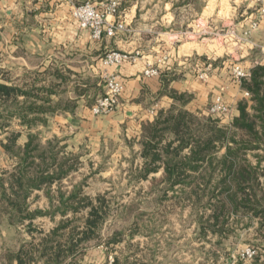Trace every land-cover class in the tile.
I'll return each mask as SVG.
<instances>
[{"label": "crops", "instance_id": "0c3cea01", "mask_svg": "<svg viewBox=\"0 0 264 264\" xmlns=\"http://www.w3.org/2000/svg\"><path fill=\"white\" fill-rule=\"evenodd\" d=\"M84 1L0 0V80L38 71L47 79L46 84H62V89H56L51 96L60 105L36 126L43 130L45 139H58L76 149L89 144L99 151L117 142L121 148L125 145V155L135 154V164L143 165V128L161 108L174 102L165 91L173 88L191 95L185 107L199 115L206 114L214 95L222 91L231 107L228 124L239 115L238 103L249 96L241 84L232 80L231 62L236 61L248 73L256 65H264V19L260 18L259 27L248 39H240L243 25H247L250 14L256 15V8L240 20L235 19L233 9L237 6L233 4L231 15L216 14L217 27L220 25L225 32L217 34L216 47L211 49L205 36L209 22L206 0L200 9L184 0H121L113 19L125 28L101 40L93 39L89 30L79 27L72 14L73 5ZM91 1L99 5L102 0ZM245 1H249L247 8L256 5L255 0ZM177 7L195 11L194 17L187 13L181 18ZM110 49L139 55L136 61L109 67L120 74L124 83L121 104L110 114L94 115L91 107L103 92L99 70ZM148 63L158 66V75H144ZM208 64L209 77L202 80L198 74ZM62 76L68 78L66 84ZM23 134L25 143L28 130L23 128ZM39 191L42 190L36 193ZM259 250V255L247 264H264V243ZM12 262L16 264V260ZM0 264H8V259L0 257Z\"/></svg>", "mask_w": 264, "mask_h": 264}, {"label": "trees", "instance_id": "16d2710c", "mask_svg": "<svg viewBox=\"0 0 264 264\" xmlns=\"http://www.w3.org/2000/svg\"><path fill=\"white\" fill-rule=\"evenodd\" d=\"M5 80H0V131L9 132L12 124L18 123L28 134L23 145H18L22 129L10 132L1 143L15 163L12 170L0 174V215L9 223H23L42 215V210L29 209V198L37 190H44L50 198L56 208L54 214L65 216L70 210L76 213L90 207L84 228L66 236L69 222L61 221L42 244L30 242L17 251L9 250L8 264H13L12 260L30 264L37 255L45 264L57 263L78 242L91 238L103 215L81 188L75 186L68 194L62 189L63 180L78 170V156L68 155L58 139L43 144L39 134L32 131L45 122V114L60 105L51 96L62 89V84H46L47 79L38 71ZM62 81L66 84L68 78L62 76ZM241 87L250 96L238 103L239 115L229 125L187 109L191 95L173 88L165 91L174 102L161 108L144 126V162L136 178L146 179L163 170L162 177L153 183L166 184L164 196L172 192V197L197 208L198 224L205 237L209 233L228 237L235 226H250L257 221L258 235L264 240V65H256L242 79ZM55 198L58 205H54ZM201 207L206 211L199 214ZM77 234L81 236L75 237ZM118 239L114 236L110 242Z\"/></svg>", "mask_w": 264, "mask_h": 264}, {"label": "rangeland", "instance_id": "374dc122", "mask_svg": "<svg viewBox=\"0 0 264 264\" xmlns=\"http://www.w3.org/2000/svg\"><path fill=\"white\" fill-rule=\"evenodd\" d=\"M206 1L209 22L205 36L211 49L216 47L217 34L225 32L220 25L217 27L216 14L231 15L233 4L237 6L233 9L235 19L240 20L249 15L253 8H257V5L247 8L249 1L245 0L236 3L231 0ZM192 4L200 9L204 2L193 0ZM177 12L181 18L187 13L188 17L195 15V11H185L183 7H177ZM228 60L231 62L230 58ZM233 62L235 61L231 63ZM103 67L104 64L99 75ZM201 115L208 116L205 113ZM227 120L219 119L222 125L230 122ZM19 129L23 128L18 123H13L9 132H0V174L12 170L15 163L4 151L1 143L10 132ZM32 131L39 134L43 144L47 143L42 129L35 126ZM23 135L19 138L18 145L24 144L26 135ZM63 145L66 146L64 151L68 155L78 156V170L63 180V191L68 194L75 186L81 188L82 194L99 207L103 220L90 239L78 242L73 251H68L59 262L51 264H231V258L243 249L249 246L260 248L264 243L257 232V221L254 223H257L254 231L250 230L254 224L241 225L235 226V230L228 237L221 238L212 233L207 237L203 236L197 220V208L182 198L172 197V192L164 196L163 189L166 184L153 183L155 178L162 177L163 170L151 173L146 179H137L136 175L142 165L139 162L134 163V153L125 155L127 150L123 149L124 144L121 148L117 142L109 143L101 151L89 144L79 145L77 149L67 147L61 141L59 146ZM57 187L58 184H55L53 189L56 190ZM53 195H56L54 191ZM58 204L55 198L54 205ZM29 209L32 212L42 210L44 213L23 223H9L0 215V257L7 258L10 255L9 250H16L23 244H42L61 221L69 222L66 236L72 235L75 233L74 229L84 228L83 220L88 216L90 207L82 208L76 213L70 210L65 216L60 212L54 214L56 208L42 190L32 193ZM199 209V214L206 211L202 207ZM78 235L81 236L77 234L75 237ZM114 236L119 239L110 242ZM30 264H45V260L37 255Z\"/></svg>", "mask_w": 264, "mask_h": 264}, {"label": "built area", "instance_id": "2783aa9c", "mask_svg": "<svg viewBox=\"0 0 264 264\" xmlns=\"http://www.w3.org/2000/svg\"><path fill=\"white\" fill-rule=\"evenodd\" d=\"M257 5L256 15L250 14L247 25L242 27V37L248 39L259 27L260 18L264 19V0H255ZM121 0H102L96 5L91 0L73 5L72 14L77 19L79 27L90 31L93 39L101 40L103 37H114L120 30L124 29L123 23L115 21L113 17L118 13ZM264 54V48H262ZM139 53L131 51L110 49L103 56L104 69L100 73V80L103 92L99 94L91 111L94 115H106L116 111L121 104V94L124 90V83L120 74L110 70L109 67L120 65L126 61H136ZM211 71V64L206 65L198 74L199 78L206 80ZM159 74V68L155 64L148 63L144 75L151 77ZM230 75L235 83L241 84L242 79L249 76L244 67L236 61L231 63ZM249 96V92L245 91ZM206 114L220 120L231 119V107L226 102L223 92L214 95V98L207 108ZM227 120V121H228ZM259 248L249 246L231 258V264H240L253 261L259 255Z\"/></svg>", "mask_w": 264, "mask_h": 264}]
</instances>
